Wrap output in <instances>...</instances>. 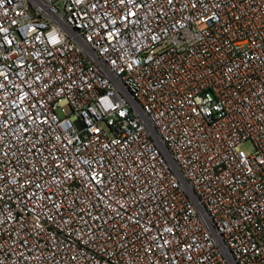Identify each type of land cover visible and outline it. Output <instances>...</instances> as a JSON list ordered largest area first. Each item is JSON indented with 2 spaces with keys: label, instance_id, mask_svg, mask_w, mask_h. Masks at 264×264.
Returning <instances> with one entry per match:
<instances>
[{
  "label": "built area",
  "instance_id": "2783aa9c",
  "mask_svg": "<svg viewBox=\"0 0 264 264\" xmlns=\"http://www.w3.org/2000/svg\"><path fill=\"white\" fill-rule=\"evenodd\" d=\"M0 264H264V0H0Z\"/></svg>",
  "mask_w": 264,
  "mask_h": 264
},
{
  "label": "rangeland",
  "instance_id": "374dc122",
  "mask_svg": "<svg viewBox=\"0 0 264 264\" xmlns=\"http://www.w3.org/2000/svg\"><path fill=\"white\" fill-rule=\"evenodd\" d=\"M242 149L246 152V153H252L253 152V147L250 143H245L242 146Z\"/></svg>",
  "mask_w": 264,
  "mask_h": 264
}]
</instances>
